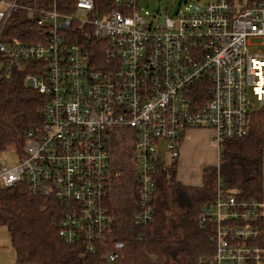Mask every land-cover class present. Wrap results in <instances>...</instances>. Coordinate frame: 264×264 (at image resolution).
I'll list each match as a JSON object with an SVG mask.
<instances>
[{
	"label": "built area",
	"instance_id": "2783aa9c",
	"mask_svg": "<svg viewBox=\"0 0 264 264\" xmlns=\"http://www.w3.org/2000/svg\"><path fill=\"white\" fill-rule=\"evenodd\" d=\"M126 2L127 11L99 15L94 0H77L71 14L0 0V34L18 7L47 32L7 50L10 70H28L26 83L46 104L44 123L27 134L24 154L15 164L0 163V184L26 183L54 196L63 207L64 238L83 241L89 252L107 239L114 221L105 198L121 175L116 140L127 135L122 149L132 152L131 186L139 195L133 222L146 223L153 219L158 167L171 162L159 154L161 142L178 159L189 129H209L220 158L221 142L244 136L250 113L264 107V0L243 8L235 0H211L154 18L137 11V0ZM73 25L93 29L106 63L95 65L72 42ZM252 39L261 40L253 53ZM263 220L264 200L241 197L219 178L214 201L200 215L202 223L215 224L216 263L264 264Z\"/></svg>",
	"mask_w": 264,
	"mask_h": 264
},
{
	"label": "trees",
	"instance_id": "16d2710c",
	"mask_svg": "<svg viewBox=\"0 0 264 264\" xmlns=\"http://www.w3.org/2000/svg\"><path fill=\"white\" fill-rule=\"evenodd\" d=\"M39 8L56 7L71 14L77 0H18ZM251 3V2H250ZM95 13L127 11L126 0H94ZM18 7L0 34V154L13 149L25 152L27 134L44 123L46 97L25 81V68L10 70L7 50L17 41L34 42L47 32L37 17ZM72 42H78L95 65L106 63V48L90 26L73 25ZM101 66V65H100ZM11 73L10 75L8 73ZM206 88L209 87L208 84ZM201 88L198 89L200 91ZM127 135L116 140L114 167L121 175L106 196L105 206L114 221L105 241L95 252L87 251L80 240L67 241L62 233L63 207L54 196L34 192L26 183L0 184V225L6 226L20 264H217L215 224L202 223L203 208L213 202L218 179L241 197L264 200V107L250 113L248 132L226 138L220 144L218 165L203 169L202 184L190 185L178 179V159L160 163L153 201V219L134 224L138 191L132 189L133 172L126 147ZM119 156V157H118ZM118 158V159H117ZM264 240V220L259 222ZM114 254L115 259L109 260Z\"/></svg>",
	"mask_w": 264,
	"mask_h": 264
},
{
	"label": "rangeland",
	"instance_id": "374dc122",
	"mask_svg": "<svg viewBox=\"0 0 264 264\" xmlns=\"http://www.w3.org/2000/svg\"><path fill=\"white\" fill-rule=\"evenodd\" d=\"M211 0H137V11L141 15L157 16L160 14V11L163 13H173L175 14L180 7L186 8L188 6L197 5L198 7H203L206 3ZM253 0H235L237 6L239 8H243L250 4ZM81 17V16H80ZM83 18V17H82ZM261 40L259 39H252V47L251 52H255L257 49V45ZM253 101L258 104L256 101V97H252ZM200 134V135H199ZM198 136H196V140L198 143V148L195 153L197 164H203L204 162L208 161L212 164L208 166H214L215 161V153L213 151L212 146H210L208 142V138L211 137L212 131L209 129H203L199 132ZM127 150V149H126ZM121 148L122 154L126 153L127 151ZM159 154L161 157L167 159L168 162L171 161V154L166 148V144L161 142L159 147ZM119 157V156H118ZM131 157V156H130ZM118 159V158H117ZM130 159V158H129ZM17 161V153L13 149H8L0 154V163L4 165H12L15 164ZM205 168V167H204ZM201 171L202 168L196 169H180L178 172V177L185 182L190 181L191 172L193 174V180H197L201 183ZM0 261L1 264H20L16 261V253L15 249L12 246L11 239L9 236V232L4 225H0Z\"/></svg>",
	"mask_w": 264,
	"mask_h": 264
},
{
	"label": "crops",
	"instance_id": "0c3cea01",
	"mask_svg": "<svg viewBox=\"0 0 264 264\" xmlns=\"http://www.w3.org/2000/svg\"><path fill=\"white\" fill-rule=\"evenodd\" d=\"M201 130H203V129L192 128V129H189L187 131L186 136L183 139L181 146H180V155L178 157V172L180 169H191V170H193L196 168H202V171H201V180H202V173H203L204 167H207L208 165H210L212 163L206 161L203 164H197L195 153H196V150L198 148V143L195 140L197 139L196 136H198V134ZM210 131H212V130H210ZM208 142H209L210 146H212L213 151L215 153V158L217 159L214 164L218 165V163H219V152H218V146H217L216 142L214 141L213 132H212L211 137L208 138ZM178 172H177V175H178ZM196 174H197V172H196ZM196 174H193V172H191V175L189 176L191 182H185L182 179H180V177H178V179H180L182 182H184L186 184L201 185L202 181H201V183H199L197 180H193V175H196Z\"/></svg>",
	"mask_w": 264,
	"mask_h": 264
},
{
	"label": "water",
	"instance_id": "95a60500",
	"mask_svg": "<svg viewBox=\"0 0 264 264\" xmlns=\"http://www.w3.org/2000/svg\"><path fill=\"white\" fill-rule=\"evenodd\" d=\"M160 13H162V11H160Z\"/></svg>",
	"mask_w": 264,
	"mask_h": 264
}]
</instances>
